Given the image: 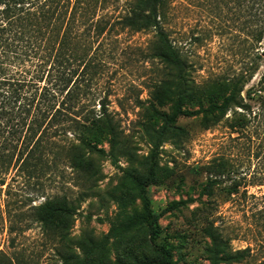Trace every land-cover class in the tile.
<instances>
[{
    "label": "trees",
    "instance_id": "obj_1",
    "mask_svg": "<svg viewBox=\"0 0 264 264\" xmlns=\"http://www.w3.org/2000/svg\"><path fill=\"white\" fill-rule=\"evenodd\" d=\"M230 1L234 5L230 19L237 22L234 36L241 46V66L230 76L229 91L219 102L188 110L183 108L189 97L185 92V61L162 27L166 0H0L1 184V176L12 164L17 171L35 175L44 172L48 159L59 154L88 180L95 169L90 164V154L104 153L97 148L103 136L114 160L113 149L122 132L120 122L107 107L108 94L98 100L96 95L98 80L103 78L110 57L109 52L100 49L102 39L113 31L153 28L158 44L156 56L175 71L171 79L176 89L175 103L169 113L154 106L148 111L144 131L151 148L146 172L140 175L126 170L138 190L142 211L118 217L97 246L103 248L110 238L118 239L120 234L143 225L155 256L138 249L146 246L141 240L136 249H125L130 262L125 263L123 258L117 261L171 264L166 244L157 242L162 230L146 187L155 180L157 157L166 135L182 131L176 125L179 116L200 115L205 129L222 124L227 130L223 152L196 169L206 174L203 190L210 197L208 202L216 207L213 191L223 189L229 197L239 193L241 199L248 195L256 198L249 188L264 187V0ZM253 77L256 80L251 82ZM261 198L262 205L251 211L250 218L264 224V191ZM75 209L65 196L48 197L32 206V217L39 223L42 235L60 243L55 250L62 264H107L105 252L100 258L93 257L95 240L89 239L86 247L78 244L84 254L81 262H76L73 254L70 256L68 235ZM209 221L207 233L213 244L214 263L226 257L241 260L249 255L250 246L225 252L226 239ZM0 264L25 262L0 253Z\"/></svg>",
    "mask_w": 264,
    "mask_h": 264
},
{
    "label": "rangeland",
    "instance_id": "obj_2",
    "mask_svg": "<svg viewBox=\"0 0 264 264\" xmlns=\"http://www.w3.org/2000/svg\"><path fill=\"white\" fill-rule=\"evenodd\" d=\"M232 5L230 0H166L162 27L185 61V92L189 96L185 109L219 102L229 91L230 76L241 66V46L234 36L237 22L230 19ZM157 45L153 28L113 31L102 39L100 49L110 57L96 95L98 100L108 94L107 107L120 122L122 132L113 149L114 160L103 136L97 148L104 153L90 154L95 169L88 180L72 169L63 154L50 157L45 171L35 175L17 171L12 164L1 176L4 183L0 181V253L16 256L25 264H62L55 250L60 243L42 235L32 217V206L48 197L65 196L76 206L68 235V251L76 256V262L84 257L78 244L89 246V239L96 241L93 257L100 258L105 252L107 264H121L118 258L130 262L125 249H136L141 240L146 246L138 249L155 256L143 225L118 239L110 238L103 248L97 242L118 217L142 211L138 190L126 170L140 175L146 172L151 148L144 131L148 111L154 106L169 113L175 103L176 89L171 84L175 71L156 56ZM255 80L251 78V82ZM176 125L182 131L166 135L157 157L155 180L146 187L162 230L157 242L166 244L171 264H264V224L250 218L251 211L262 205L264 187L249 188L257 197L248 195L246 199L238 198L239 193L229 197L224 189L215 190V207L204 194L206 174L196 169L223 152L227 130L222 124L205 129L200 115L179 116ZM210 219L228 243L225 252L250 246L249 255L214 263L207 233Z\"/></svg>",
    "mask_w": 264,
    "mask_h": 264
}]
</instances>
